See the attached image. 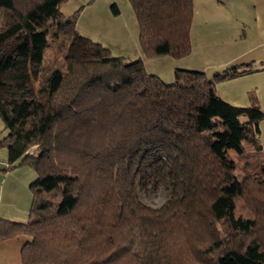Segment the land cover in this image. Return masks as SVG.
I'll use <instances>...</instances> for the list:
<instances>
[{"label":"trees","instance_id":"1","mask_svg":"<svg viewBox=\"0 0 264 264\" xmlns=\"http://www.w3.org/2000/svg\"><path fill=\"white\" fill-rule=\"evenodd\" d=\"M62 1L0 0V148L36 173L29 219L0 217V240L29 236L21 264H264V112L214 91L246 65L166 83L80 34ZM128 1L145 55L191 52L192 0ZM48 35L61 67L42 62ZM161 186V206L141 202Z\"/></svg>","mask_w":264,"mask_h":264},{"label":"crops","instance_id":"2","mask_svg":"<svg viewBox=\"0 0 264 264\" xmlns=\"http://www.w3.org/2000/svg\"><path fill=\"white\" fill-rule=\"evenodd\" d=\"M87 3L78 15L77 30L85 27L93 14L83 18ZM112 3L117 7L113 1L110 10ZM192 4L191 52L186 55L191 60L181 65L202 70L206 75L209 69L210 78L227 68L246 65L247 72L217 81L214 91L234 105H249L254 97L264 112V0H192ZM117 9V14L111 10L113 17L120 13ZM259 139L264 145V117L259 121ZM2 161L0 217L25 221L29 219L31 202L29 183L36 173L27 165L9 164L7 153L6 163ZM28 239V235L20 233L0 240V264H21V248Z\"/></svg>","mask_w":264,"mask_h":264},{"label":"rangeland","instance_id":"3","mask_svg":"<svg viewBox=\"0 0 264 264\" xmlns=\"http://www.w3.org/2000/svg\"><path fill=\"white\" fill-rule=\"evenodd\" d=\"M64 0L59 5V10L64 16H69L75 11H81L83 4L87 3L83 18L91 12L93 14L87 20L85 27H81L80 34L89 37L93 41L100 42L102 45L109 48L111 54L120 55L129 59L140 58L143 61L147 72L153 73L161 78L166 83L174 81L175 68H186L181 64L189 62L190 56H182L178 58L171 57L168 54H159L156 56H147L143 53L138 40V23L135 13L128 0ZM115 1L120 13L116 17L112 15L109 8L110 3ZM1 15V14H0ZM111 18V22L109 17ZM82 18V19H83ZM109 20V21H108ZM1 21V18H0ZM249 40V36L247 37ZM62 37L55 40L48 35V46L43 52V64L47 68L61 67L64 63L66 53V42ZM209 65V60L205 61ZM209 68V67H208ZM35 76V74H33ZM209 77V69L207 71ZM7 129L4 128V123L0 118V139L5 136ZM245 150H251L249 144H244ZM229 155L234 156V152L229 151ZM6 163V150L0 148V161ZM239 174L242 171L237 169ZM139 199L142 203L150 207L161 206L168 197V190L163 186L158 189H150L149 191L139 190ZM235 217H248L247 209L243 205L242 198L235 199ZM34 218V216H33Z\"/></svg>","mask_w":264,"mask_h":264}]
</instances>
